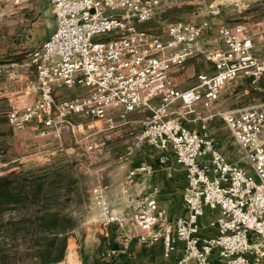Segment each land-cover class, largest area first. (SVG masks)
I'll return each instance as SVG.
<instances>
[{
    "label": "built area",
    "instance_id": "obj_1",
    "mask_svg": "<svg viewBox=\"0 0 264 264\" xmlns=\"http://www.w3.org/2000/svg\"><path fill=\"white\" fill-rule=\"evenodd\" d=\"M181 1L51 0L56 28L29 51L37 73L31 88L38 98L11 109L8 120L23 129L42 119L41 132L48 135L72 125L68 118L74 114L114 126L117 116L126 119L131 111L149 109L151 114L128 133V150L155 147L175 152L187 172V212L168 218L153 193L135 211L124 212L113 206L100 183L92 188L91 198L99 208L101 226L127 229L126 244L133 237L148 245L161 242L167 257L182 241L184 254L177 264H264V104L221 113L248 168L229 160L211 136L185 126L170 109L177 101L190 111L197 103L210 108L224 86L240 75L257 83L264 74V54L257 52L246 22L226 21L217 27L223 46L205 51L213 71L199 72L194 86L179 89L170 72L199 55L198 44L213 29L212 22L176 20L165 35L140 29L138 23ZM255 1L259 0L217 1L209 14L220 16L225 2L244 14ZM77 87L86 90L58 98V90ZM157 97L160 101L155 103ZM105 145L102 140L89 148L102 150ZM139 170L151 173L152 166L132 169L123 193L133 196L130 187ZM207 208L219 210L209 222L214 234L202 233ZM57 264L84 263L69 250Z\"/></svg>",
    "mask_w": 264,
    "mask_h": 264
},
{
    "label": "crops",
    "instance_id": "obj_2",
    "mask_svg": "<svg viewBox=\"0 0 264 264\" xmlns=\"http://www.w3.org/2000/svg\"><path fill=\"white\" fill-rule=\"evenodd\" d=\"M40 1L43 0H36V3L38 4L36 6H21L17 8V11L21 15L16 21L17 23L26 22L27 24V22H30V18H27L26 15H37L36 19L31 20L29 27L16 30V35H8L6 40H2V37L6 36L7 33H0V53H2L3 50L5 52L10 51L8 58H4L2 56L3 54H0V62H8L9 60L11 63L18 64V79L13 82L15 83V87H7L8 83H3L4 86H0V89L5 90L3 94H0V98L2 96L7 98L9 100V105L13 104L14 106L15 103L22 104L23 99L27 102L33 101L38 97L37 93L21 94L24 93L23 91L21 92V90H24V83L28 75L32 71L34 72V70L31 69L33 67L31 64L29 65L32 67L26 65L28 64V61H26L25 56H21L19 53L42 45L56 28L55 19L51 20L52 23L50 28H46L48 13L44 7L39 6ZM263 1L264 0L252 2L251 8L257 4H262ZM233 10L235 9L233 8ZM225 12H227V10L223 8L220 16H223V13ZM233 13L237 14L236 11ZM234 17L240 18L241 16L235 15L231 18ZM226 18H228V16L224 17V19L218 17L212 18L211 22L215 29L220 26V24L226 22ZM209 35L210 32L205 34V37L208 40ZM191 58L189 59L194 62L201 61L197 60L200 59V57H195L194 59ZM189 59L182 67L170 72L171 80L179 89H186L189 86V84L183 79L187 74L186 68L189 65ZM202 61L199 64H205L204 68L206 70L203 71L210 72L211 70H208L211 67L209 63ZM232 89V91H235L236 88L234 87ZM73 90H75V92H73ZM85 90L86 89L83 87L61 89L57 91V95L58 98H63L71 96L73 93H84ZM232 91L230 92L231 94L233 93ZM14 92L20 93L19 96H23V99L21 98L20 100H17L14 99V97H11ZM221 94L216 101L221 99ZM153 101L158 103L160 99L157 97L154 98ZM249 102L250 98L247 97L242 99L240 103L231 104V107L237 106V108H233L232 110L248 107L246 104ZM214 104V106H216V103ZM194 107L195 112H197L198 108L202 109L200 113H204L203 119L200 120V122H195L190 120L192 118H188L183 119L182 123L189 128L194 126L206 128V131L208 130L210 133H213L212 135L215 138L216 146L229 160L235 161L240 158V148L233 138L225 120L223 119L222 122L221 120L217 121L215 119L214 121L212 116L206 114L208 112L207 110L210 109L206 108L202 103H197ZM182 108L183 106L181 105V102L177 101L171 105L170 109L173 112L172 114H175L181 113ZM149 113L150 111L146 108H138L131 111L126 119L117 116V123L114 125L115 128L113 129L114 139L112 141V152L109 155L107 162L104 164L102 171L103 185L112 204L114 205L115 202H118L120 199L121 201L119 202L123 203V205L121 204L122 207L129 212L133 211L147 194L153 193L158 201L159 207L166 210L168 218L174 219L179 215H185L187 212L183 199L184 190L188 182L185 166L177 160L176 154L173 151L164 152L155 147H146L138 149L135 152H130L127 148V142L129 139L128 130L137 128ZM195 115V113L192 114L193 117ZM72 121L70 127H73ZM66 128L67 127H63L60 133L55 131L45 135L41 132L42 123L39 122V124L28 126V128L22 131L23 136L21 141L28 147L35 146V148L41 153L49 152V150L55 148L58 143L59 145H67L69 150H72L73 138L71 137L70 131ZM144 165L152 166V172L146 173L142 170L137 171L134 177V183L130 187V192L133 196L123 193L122 189L129 172L134 168ZM242 165H244V163H242ZM218 213L219 210H211L210 208H207L206 214L202 217V222L205 226L202 233L214 234L216 232L215 228L209 226V222L216 217ZM128 235L129 233L122 228L109 226L104 230L102 229L99 233H88L85 238L83 251L81 250V240L79 241L73 237V249H71V251H73L74 254L79 255L84 264H177L178 258L184 254V243L182 241L177 242L175 252L167 257L164 254V247L161 242L148 245L139 242L136 237H133L129 244H126ZM113 250L115 251L114 253L112 252ZM82 254L85 256L86 261L83 259ZM212 259L217 260V257L212 256Z\"/></svg>",
    "mask_w": 264,
    "mask_h": 264
},
{
    "label": "rangeland",
    "instance_id": "obj_3",
    "mask_svg": "<svg viewBox=\"0 0 264 264\" xmlns=\"http://www.w3.org/2000/svg\"><path fill=\"white\" fill-rule=\"evenodd\" d=\"M217 1L222 0H182L179 3H172L165 6L159 13L156 14L153 19L138 23V27L154 34L165 35L168 25L176 20L200 22L205 19L211 21L214 17L224 19V17L228 16L226 21H243L249 25L250 30L254 34L257 52L264 54V1L262 4L260 3L253 6L252 8L250 7L251 9L249 8V10H247L244 14L233 13L235 12V10H233V6L225 2L223 3V8H225L227 12L223 13V16H211L209 14V9L211 8L212 4ZM36 5H38L36 0H0V33H7L6 36L2 35L4 36L2 37V40H6L8 35H16V30L29 27L31 20L36 19L37 17V15L34 14L26 15L27 18H30V22H27V24L26 22L17 23L16 21L21 17L17 11V8L21 6L28 7ZM39 6L44 7L48 13V20L46 23V28L48 29L52 23L51 20L55 19L56 21L54 6L51 0L40 1ZM235 15H240L241 17L231 18ZM209 40L204 37L200 41L198 44L199 55L194 56L191 59L200 57V59L197 60H203L206 63L208 62L211 66L208 70L213 71L214 66L206 59L205 51L223 46V42L217 33V28L215 29L214 26L210 31ZM29 51L30 50L23 51L22 53H19V55L25 56L26 61H28V64L26 65L31 66L32 64L29 60ZM9 53L10 51L5 52L3 50V52L0 54H3L2 56L4 58H8L10 55ZM201 61L194 62L189 59V65L186 68L187 74L183 78L189 84L188 88L194 86L198 82V73L200 71L206 70L204 68L205 64H199ZM17 65V63H11L9 60L8 62H0V67L3 69L2 74H0V86H4V84L8 83L7 87H15V83L13 82L18 79ZM31 69H33L34 72L32 71L28 75L24 83V90H21V92L23 91L24 93L21 94H38V92L32 90L31 88V85L37 81L36 69L34 66ZM263 82L264 74L257 83H252L251 80L244 75L238 76L236 79L231 80L224 86L222 89L223 91L221 94V99L214 102L216 103V106L213 104V106L209 108L210 110H207L208 112L206 114L212 116L214 121L216 119L217 121L221 120L223 122L224 118L221 113L227 110H232L233 108H237V106L231 107V104L240 103L242 99L247 97L250 98V102L246 104V106L263 105ZM234 87L236 89L235 91H232V88ZM4 91V89H0V94H3ZM231 91L233 92L232 94L230 93ZM73 92H75V90H73ZM19 95L20 93L14 92L11 97H14V99L17 100H20L21 98L23 99V96L21 97ZM73 95H75V93H73ZM33 101L27 102L23 99L22 104L15 103L13 106V104H8L9 100L4 96L0 98V175H4L12 171L35 169L38 167H50L53 165L60 170L70 172L73 174L74 178H78L81 200L79 202L75 200L70 202L69 206H67V209L72 210L73 214L78 217L79 226L69 234L67 251H71V249H73V237L79 241L81 240V250L83 251V247L85 246V238L87 237L88 233H99L102 229H106L101 226L99 208L92 203L91 190L95 185L100 183L103 184L102 171L104 164L107 162L108 157L112 152V141L114 139L113 129L115 127L110 126L104 121L96 120L95 118L74 114L69 118L70 121L73 120V129L70 126H65L67 127L66 129L70 131L71 137L73 138V151L69 150L67 145H59L58 143L55 148L50 149L49 152L41 153L37 148H35V146L28 147L25 143H22L21 138L23 136V130L28 128V126H34L35 124H39V122L42 123V119L30 122L23 129L15 128L8 120V112L11 109L22 108L26 104ZM201 110V108H198L197 112H195V110L190 111L188 107H183L181 113H175L173 115L180 117L181 121L183 119L192 118L190 120L200 122V120H202L204 117V113H200ZM192 112L196 114L194 117L192 116ZM150 114L151 111L149 115ZM191 128L207 133L213 138V140L215 139L212 135L213 133H210L208 130L206 131V128H199L197 126ZM135 129L128 130V133L134 131ZM102 140L106 141V147H104L102 150L89 148V145L101 142ZM235 161L244 163V165L248 168V163L245 159H241V156ZM119 201L121 200L119 199L118 202L116 201L113 206H115V208H121L118 209L124 212H129L122 207L123 203ZM138 206L133 211H135Z\"/></svg>",
    "mask_w": 264,
    "mask_h": 264
},
{
    "label": "trees",
    "instance_id": "obj_4",
    "mask_svg": "<svg viewBox=\"0 0 264 264\" xmlns=\"http://www.w3.org/2000/svg\"><path fill=\"white\" fill-rule=\"evenodd\" d=\"M78 182L53 165L0 175V264L63 259L69 234L79 226L78 217L67 209L81 200Z\"/></svg>",
    "mask_w": 264,
    "mask_h": 264
}]
</instances>
